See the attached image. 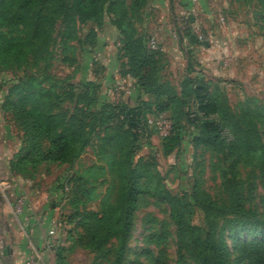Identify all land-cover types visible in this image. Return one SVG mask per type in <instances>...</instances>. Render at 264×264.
<instances>
[{
  "label": "rangeland",
  "instance_id": "1",
  "mask_svg": "<svg viewBox=\"0 0 264 264\" xmlns=\"http://www.w3.org/2000/svg\"><path fill=\"white\" fill-rule=\"evenodd\" d=\"M257 6V0H146L133 23L140 38L151 34L160 46L162 52L155 54L160 81L179 92L186 72L197 73L220 105L248 126L252 112L264 110L260 36L264 23L256 14L260 13ZM188 25L200 44L189 43ZM118 39L107 15L83 23L54 17L46 56L32 54L27 63L0 72V179L5 181L0 190V261L4 250L14 249L18 264H109L110 255L101 258L86 245L78 215L95 209L104 195L115 194L117 179L109 163L129 158L133 165L152 168L197 225H205L206 220L195 199L214 200L219 205L216 232L224 238L231 259L240 252L241 242L261 236L250 219L224 210L225 177L234 158L227 150L191 141L196 132L192 120L184 122L180 146L163 154L160 142L169 129L170 112L156 114L142 105L147 112L137 141L131 142L122 106L112 112L107 104L131 108L147 96L135 79L123 74ZM85 82L92 85H82ZM27 91H34L40 108L50 110L62 123L76 122L81 116L89 140L71 163L43 162L23 174L10 171L8 162L26 145L13 105ZM190 104V96L183 97L184 111L190 110ZM156 119L168 122V127L162 124L157 129ZM257 129L264 139V128L257 125ZM235 171L244 208L262 217L264 180L249 165L239 164ZM74 180L83 192L79 197H71ZM170 206L160 197L140 198L123 264H176L178 246ZM3 209L11 213L3 217ZM153 233L164 234L165 239L151 242L148 237ZM184 256L190 262L186 249Z\"/></svg>",
  "mask_w": 264,
  "mask_h": 264
},
{
  "label": "trees",
  "instance_id": "2",
  "mask_svg": "<svg viewBox=\"0 0 264 264\" xmlns=\"http://www.w3.org/2000/svg\"><path fill=\"white\" fill-rule=\"evenodd\" d=\"M145 3L146 0H0V72L27 63L32 54L46 56L47 39L53 28L54 17L60 22L77 19L83 23L100 21L107 15L118 30V51L124 57L121 62L123 74L135 79L141 93L147 96L139 106L131 108L111 102L107 104L112 112L122 106L120 111L128 118L131 142L137 141L140 123L147 112L142 105L153 109L156 114L170 112L169 129L160 142L163 154L171 153L180 146L185 134L184 122L192 120L196 132L191 141L206 142L218 150H227L234 158L230 175L225 177L224 210L227 214L250 219L255 230H260L261 236L241 242L240 252L231 259L224 238L216 232L215 210L219 205L214 200L210 197L195 199L206 220L205 225H197L182 208L178 198L164 188L161 178L153 173L152 168L133 165L129 158L109 163V169L117 179L115 194L104 195L95 209L85 210L78 215L86 245L101 258L110 255L109 264H123L138 202L142 196H156L171 204L170 217L176 227L178 246L176 264H264V211L262 217H258L253 211L244 208L235 177L236 166L242 164L255 168L264 180V139L257 129V125L264 128V110L252 112L254 114L250 115L249 125H243L239 122L240 116L228 112L217 97L208 92L203 78L197 73L191 75L186 72L179 92L168 82L160 81L155 57L156 53L162 52L160 46L150 48L151 34L140 38L133 23L134 15ZM257 3L260 13L256 14L264 23V0H257ZM186 27L189 43L200 44V38L191 26ZM260 36L264 43V25L261 26ZM82 85L89 86L92 83L85 82ZM186 95L190 96L191 104L190 110L184 111L181 106ZM13 112L26 133L25 149L8 162L13 173L23 174L28 169L34 170L43 162L71 163L88 143L87 126L81 123V116L76 122L71 120L72 123H62L50 110L40 108L34 91L18 95ZM64 116L62 114V120ZM150 164L152 166V161ZM80 189L74 180L70 189L71 197L82 195ZM164 239V234L157 233L148 237L151 242ZM185 249L190 262L185 260Z\"/></svg>",
  "mask_w": 264,
  "mask_h": 264
},
{
  "label": "crops",
  "instance_id": "3",
  "mask_svg": "<svg viewBox=\"0 0 264 264\" xmlns=\"http://www.w3.org/2000/svg\"><path fill=\"white\" fill-rule=\"evenodd\" d=\"M185 8H188V6L185 4V6H184ZM262 42V41H261ZM182 44V43H181ZM262 44V43H261ZM262 48H264L263 47V45H262ZM5 183V181L4 180H2V179H0V190L2 189L1 188V186H3V184ZM11 212H10V210L9 209H3V212H2V216L3 217H6V216H8V214H10ZM17 247H18V243H17ZM7 252L8 253H6V251L4 250V253H3V257H2V259L3 260H1L3 263L2 264H18V253L17 254H15L14 253V249H12V250H7ZM4 255H7L6 257L4 256ZM1 261H0V264H1ZM7 262V263H6Z\"/></svg>",
  "mask_w": 264,
  "mask_h": 264
},
{
  "label": "built area",
  "instance_id": "4",
  "mask_svg": "<svg viewBox=\"0 0 264 264\" xmlns=\"http://www.w3.org/2000/svg\"><path fill=\"white\" fill-rule=\"evenodd\" d=\"M155 43H156L155 40L151 37L149 40V46L151 48H156L157 45ZM154 124L156 125V128L159 130L162 128V124H163V126L168 127V122H166L164 120H160V119H156L154 121ZM167 131H165V134L167 133Z\"/></svg>",
  "mask_w": 264,
  "mask_h": 264
}]
</instances>
